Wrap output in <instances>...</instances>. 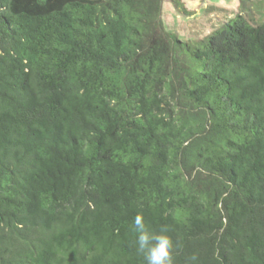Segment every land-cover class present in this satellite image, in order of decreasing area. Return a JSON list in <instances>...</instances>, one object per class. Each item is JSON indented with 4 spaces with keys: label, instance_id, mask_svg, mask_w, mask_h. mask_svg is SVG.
<instances>
[{
    "label": "trees",
    "instance_id": "16d2710c",
    "mask_svg": "<svg viewBox=\"0 0 264 264\" xmlns=\"http://www.w3.org/2000/svg\"><path fill=\"white\" fill-rule=\"evenodd\" d=\"M163 3L0 0V264H144L137 214L264 264V0L188 40Z\"/></svg>",
    "mask_w": 264,
    "mask_h": 264
},
{
    "label": "rangeland",
    "instance_id": "374dc122",
    "mask_svg": "<svg viewBox=\"0 0 264 264\" xmlns=\"http://www.w3.org/2000/svg\"><path fill=\"white\" fill-rule=\"evenodd\" d=\"M188 12L178 9L173 0H164L162 20L166 29L179 38H203L238 14L246 12L240 0H185ZM256 22L264 19V11L255 14Z\"/></svg>",
    "mask_w": 264,
    "mask_h": 264
},
{
    "label": "clouds",
    "instance_id": "9594fccd",
    "mask_svg": "<svg viewBox=\"0 0 264 264\" xmlns=\"http://www.w3.org/2000/svg\"><path fill=\"white\" fill-rule=\"evenodd\" d=\"M132 226L136 233V250L143 256L144 264H175L172 255L174 242L166 234L165 228L159 231L152 230L142 214L134 217ZM197 259L195 254L191 255L188 264H196Z\"/></svg>",
    "mask_w": 264,
    "mask_h": 264
}]
</instances>
